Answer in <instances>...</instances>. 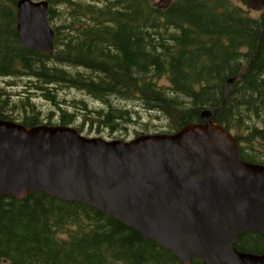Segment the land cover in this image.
<instances>
[{"label":"trees","instance_id":"trees-1","mask_svg":"<svg viewBox=\"0 0 264 264\" xmlns=\"http://www.w3.org/2000/svg\"><path fill=\"white\" fill-rule=\"evenodd\" d=\"M18 1L0 0V79L13 80L0 83L1 120L82 134L128 133L141 110L165 119L162 129L145 123L136 138L175 134L214 111L241 158L264 165V16L245 0H46L52 54L21 43ZM21 81V93L9 91ZM65 89L99 106L63 99ZM38 98L50 106L46 116ZM236 248L264 254V236L249 231ZM0 264L183 263L94 206L38 192L0 197Z\"/></svg>","mask_w":264,"mask_h":264},{"label":"water","instance_id":"water-1","mask_svg":"<svg viewBox=\"0 0 264 264\" xmlns=\"http://www.w3.org/2000/svg\"><path fill=\"white\" fill-rule=\"evenodd\" d=\"M245 1L253 11L264 9V0ZM48 13L46 0H19L17 31L28 49L52 54ZM213 113L204 111L202 123L175 134L131 141L0 119V197L43 192L94 206L183 264H264V254L236 248L249 231L264 236V165L241 158L237 139Z\"/></svg>","mask_w":264,"mask_h":264},{"label":"rangeland","instance_id":"rangeland-1","mask_svg":"<svg viewBox=\"0 0 264 264\" xmlns=\"http://www.w3.org/2000/svg\"><path fill=\"white\" fill-rule=\"evenodd\" d=\"M36 1H38V0H36ZM155 1H162V0H155ZM163 1H165V0H163ZM252 12H253L252 14L254 16H256V15L259 16L260 14L263 13V12H256V11H252ZM6 82L12 83L13 80L0 79V83L2 85H6L5 84ZM23 83H24V81H21L19 84L20 86H16V87L10 86L8 89H11L9 91H13L14 93H21L23 91V87H22ZM59 94H60L61 98L67 99L69 101H83L84 100L87 102L88 106L91 107L92 109L97 108L99 106L95 100H93L89 96H87L84 93L79 92L77 90H71V89L60 90ZM38 103L41 107L44 108L45 112L43 113V115L46 116L47 111H48L50 106L44 100H42L40 98H38ZM140 109H139V111H140ZM141 113H142L143 121L136 123L134 125L128 126L127 127L128 133H126L125 130H123L121 132H116V133H111L108 130H102L99 133L96 130L88 131V128H86V130L82 133V135H84L85 137H89V138L101 137L105 140H113V139H122L123 140L124 138H127L126 140H131V139L135 138L137 132L144 131L143 126L145 125V123L148 124L150 130H154L155 129L154 126L161 127V129H162V127H164L166 125L165 119H163V118L156 119L155 114H150V113H147V112L142 111V110H141Z\"/></svg>","mask_w":264,"mask_h":264},{"label":"bare ground","instance_id":"bare-ground-1","mask_svg":"<svg viewBox=\"0 0 264 264\" xmlns=\"http://www.w3.org/2000/svg\"><path fill=\"white\" fill-rule=\"evenodd\" d=\"M202 123V122H201ZM196 124H199V123H196ZM189 125H194V124H189ZM186 126H188V125H186ZM12 197V196H11Z\"/></svg>","mask_w":264,"mask_h":264}]
</instances>
